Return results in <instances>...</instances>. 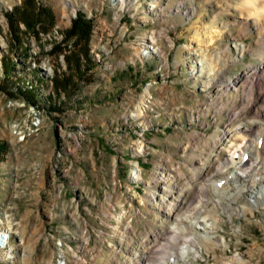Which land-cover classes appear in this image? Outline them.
<instances>
[{
	"label": "rangeland",
	"instance_id": "rangeland-1",
	"mask_svg": "<svg viewBox=\"0 0 264 264\" xmlns=\"http://www.w3.org/2000/svg\"><path fill=\"white\" fill-rule=\"evenodd\" d=\"M115 1L0 0V264H264V186L222 171L262 142L264 0ZM216 204L223 245L173 233Z\"/></svg>",
	"mask_w": 264,
	"mask_h": 264
},
{
	"label": "bare ground",
	"instance_id": "bare-ground-1",
	"mask_svg": "<svg viewBox=\"0 0 264 264\" xmlns=\"http://www.w3.org/2000/svg\"><path fill=\"white\" fill-rule=\"evenodd\" d=\"M192 0H179V5L186 6L190 5ZM129 3V0H116L114 5L116 8H124L126 4ZM262 17H264V12L262 13ZM260 133V143L259 141L252 140L250 143H246L244 141V147L241 148L239 152H237V157H232L230 160L226 161L225 166H223L222 171L224 173L228 172V170L233 171V176L231 177L236 182L241 181L243 183H248L252 187L255 183H258L259 186H264V122L259 124L256 127ZM138 177V175H137ZM233 181V180H231ZM227 182L220 181L216 186L217 189L222 193H226L229 191V186L226 185ZM241 191H238L237 194H231L229 196L233 202H236L241 194ZM232 206V205H231ZM218 205L212 206V210H210L205 215L204 219H190L192 216L179 217L176 220V227L173 229L174 234L181 233L184 237L190 236V234L201 233L203 234L202 239L208 244H214L215 246L223 245L221 239L215 240L210 239V235L215 234L217 232L219 226V217L217 216ZM193 214V213H192ZM196 236V235H195ZM188 243V240H187ZM190 247L194 250H197V245L191 244ZM188 249L182 248L178 254L176 253H164L162 257L158 260L157 264H176L178 256H184L188 252ZM174 258L175 261L171 259ZM234 263H239V259L232 260Z\"/></svg>",
	"mask_w": 264,
	"mask_h": 264
},
{
	"label": "trees",
	"instance_id": "trees-1",
	"mask_svg": "<svg viewBox=\"0 0 264 264\" xmlns=\"http://www.w3.org/2000/svg\"><path fill=\"white\" fill-rule=\"evenodd\" d=\"M29 26V23L26 22ZM77 39H91L92 37V27L91 22L86 20L85 16L79 14L76 19L73 20L72 26L68 32H66V38ZM85 55L88 57V51L85 52ZM8 71H5V74H8ZM36 103V102H34ZM3 152V147L0 146V152Z\"/></svg>",
	"mask_w": 264,
	"mask_h": 264
}]
</instances>
